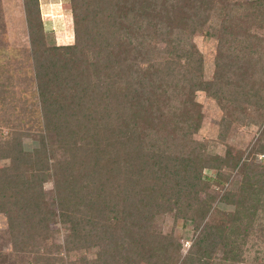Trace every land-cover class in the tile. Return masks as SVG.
<instances>
[{
    "label": "trees",
    "instance_id": "trees-1",
    "mask_svg": "<svg viewBox=\"0 0 264 264\" xmlns=\"http://www.w3.org/2000/svg\"><path fill=\"white\" fill-rule=\"evenodd\" d=\"M22 5L43 133L31 151L15 132L0 149L8 159L0 168V213L12 249L54 264L37 253V242L56 217L67 225L66 249L96 248L82 264L239 262L264 193V165L228 147L223 156L206 152L192 137L202 118L194 94L217 104L224 128L243 114L264 123V38L250 30L264 24V0H69L73 43L60 46L42 31L37 0ZM212 12L220 16L216 27L206 25ZM204 25L216 40L211 79L189 39ZM46 134L66 154L63 162H48ZM263 151L259 140L249 154ZM239 164L237 191L206 192L202 169ZM47 174L55 177L54 210L42 198ZM224 180L217 173L212 181ZM167 212L191 226L180 260L178 239L153 228Z\"/></svg>",
    "mask_w": 264,
    "mask_h": 264
},
{
    "label": "rangeland",
    "instance_id": "rangeland-1",
    "mask_svg": "<svg viewBox=\"0 0 264 264\" xmlns=\"http://www.w3.org/2000/svg\"><path fill=\"white\" fill-rule=\"evenodd\" d=\"M222 1L232 4L234 1L243 0ZM37 6L42 31L52 36L53 43L57 46L73 43L69 0H37ZM219 18L217 12H212L206 25L216 27ZM206 25L202 27L203 30L196 32L189 39L202 55L203 78L211 79L216 40L204 33ZM250 30L264 38V24L252 25ZM262 54L264 57V41ZM34 73L22 0H0V149L10 145L13 135L11 132L19 133L18 137L25 151H31L38 146L39 135L43 133V128ZM194 100L201 105L202 118L197 132L192 137L205 143L206 152L223 156L228 147L231 155L239 151L242 161L264 165V151L249 154L259 140L264 141V123L259 125L254 116L243 114L240 115L239 120L224 128L221 123V111L212 99L205 97L203 92L197 91ZM46 135L48 162H63L67 158L66 154L54 146L52 134ZM7 164L8 159L0 156V168ZM239 168L240 164L236 169L231 167H222L219 171L202 169L201 173L208 179L206 192L218 198L225 190L237 191L241 179ZM217 173L226 176L227 181L214 183L212 180ZM54 179V176L47 174L42 184L43 203L45 207L53 210L56 193ZM243 195L240 194L239 197ZM214 205L220 211L231 212L233 209L231 204L225 205L215 201ZM246 220L244 219L243 222L246 223ZM250 224L245 236L246 240L242 245L244 252L241 260L237 263L218 260L217 264H264V193L258 198ZM48 227L47 236L37 242V253H46L53 257L54 264H82L81 257L94 258L95 247L82 249L64 247V239L68 233L67 225L60 223L56 217L52 218ZM182 227L181 220L173 221L172 212L160 215L153 224L156 232L161 234L172 232L178 239L181 245L179 260L186 253L191 242L188 238V230L191 226ZM9 237L5 216L0 213V264H41L40 260L32 261L33 253L14 251ZM220 256L221 252L217 250L215 258L220 259Z\"/></svg>",
    "mask_w": 264,
    "mask_h": 264
}]
</instances>
